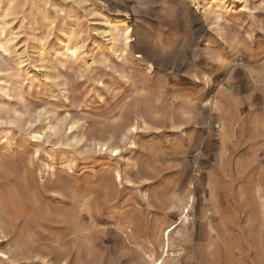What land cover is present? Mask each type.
Here are the masks:
<instances>
[{
  "label": "rangeland",
  "instance_id": "1",
  "mask_svg": "<svg viewBox=\"0 0 264 264\" xmlns=\"http://www.w3.org/2000/svg\"><path fill=\"white\" fill-rule=\"evenodd\" d=\"M0 20V264H264V0Z\"/></svg>",
  "mask_w": 264,
  "mask_h": 264
},
{
  "label": "bare ground",
  "instance_id": "2",
  "mask_svg": "<svg viewBox=\"0 0 264 264\" xmlns=\"http://www.w3.org/2000/svg\"><path fill=\"white\" fill-rule=\"evenodd\" d=\"M119 19H115L112 23H113V25H114V27L116 26V24L117 23H119ZM0 22H1V20H0ZM1 24V23H0ZM130 33H131V30L129 29V27L128 26H126V25H124V26H122L121 28H119L118 30H117V33H116V35H117V41H119V39L120 40H122V47H124L123 49H124V51H127V50H130L131 52H132V50H133V47L130 45V43H131V38H130ZM113 41H116V38L115 37H113ZM10 44V42L9 41H5V40H0V50H2V51H6L7 50V48H8V45ZM63 50L65 51V54H69V56H75L76 54H77V51H78V49L77 48H74V47H71L70 45H69V42H65V43H63ZM128 53V52H127ZM127 53H126V55H127ZM135 58H137V59H142V56H141V54L140 53H136V57ZM141 62V61H140ZM146 65V67H147V69H151V67L148 65V64H145ZM134 129V126H129L126 130H127V132H130L131 130H133ZM105 144H103V146H104ZM10 203V202H9ZM12 209H13V207H12ZM11 209V210H12ZM26 209V208H25ZM23 213V209L22 208H16V209H14V214L16 215V216H18V215H20V214H22Z\"/></svg>",
  "mask_w": 264,
  "mask_h": 264
},
{
  "label": "snow or ice",
  "instance_id": "3",
  "mask_svg": "<svg viewBox=\"0 0 264 264\" xmlns=\"http://www.w3.org/2000/svg\"><path fill=\"white\" fill-rule=\"evenodd\" d=\"M69 131H72V129H69ZM133 131H135V129H133ZM113 155H116V153H113Z\"/></svg>",
  "mask_w": 264,
  "mask_h": 264
}]
</instances>
